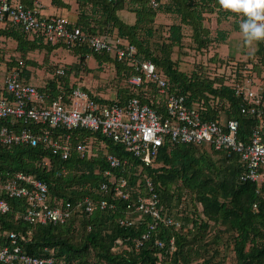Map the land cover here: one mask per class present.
Returning <instances> with one entry per match:
<instances>
[{"label":"trees","instance_id":"16d2710c","mask_svg":"<svg viewBox=\"0 0 264 264\" xmlns=\"http://www.w3.org/2000/svg\"><path fill=\"white\" fill-rule=\"evenodd\" d=\"M52 1L57 5L60 0ZM21 2L28 8L36 7L32 2ZM77 2L80 17L76 24H69L70 29L78 28L89 37H102L115 49L134 46L135 59L126 57L119 61L111 52H93L86 43L66 40L52 43L41 32L27 33L21 26L6 21L0 23V72L6 74L5 77L15 73L22 83L30 84L36 78L35 71L45 69L48 74L44 85L36 87L49 94L47 105L54 101L69 102L73 89L81 87L100 104L125 106L129 99L137 97L163 112L166 95L158 92L156 82L146 81L139 87L128 84L129 78L140 72L135 70V61L147 60L165 80L167 92L186 97L187 104L197 106L204 120L238 121L239 138L246 143L252 132L261 126L259 119L242 113L241 108L247 102L243 95H237L236 84H242L247 78L264 83V41L253 42L257 49L247 53L246 59L223 58L216 52L209 61L213 67L208 70V66L199 64L191 74L182 70L179 58H174L175 48L178 51L184 49L185 30L189 28L193 33L191 50L198 54L214 45L225 44L234 33L243 37L240 23L245 17L242 13L224 9L219 0H157V7L153 6L152 0ZM122 11L133 13L134 21L122 20ZM160 15L175 19L167 31L157 24ZM231 17L234 18L233 27L228 29L226 24ZM211 21L216 22V28L205 25ZM212 34H215L214 38ZM242 40L244 50L249 48L244 37ZM64 54L69 56L70 62L54 63L55 58ZM91 55L95 57L92 67L87 61ZM38 56L43 60H36ZM107 72H112L108 85L98 84L97 93L92 87L81 85L88 74L101 78ZM105 88L115 92L116 97L100 96ZM12 95L4 82L0 83V99L11 102ZM4 127L15 132L23 129L33 133L52 131L51 138L59 139L69 150L68 158L63 159L61 149L46 144L31 147L0 142L1 178H12L18 172L32 175L46 183L53 204L69 201L76 208L85 198L95 202L108 199L116 203L115 209L96 210L90 216L82 209L77 210L62 225H31L22 219L26 200L9 198L0 192V199H6L11 208L7 214H0V233L26 236L27 241L19 240V245L28 255L48 257L45 249H54L56 258L68 264H213L214 253L203 262L199 260L229 233L237 264H264V181L242 178L247 167L239 154L228 157L225 151H215L219 154L216 156L194 144L166 143L147 166L123 145L99 132L80 128L70 131L51 129L11 118L0 120V129ZM86 143L93 147L94 153L90 157H83L77 151L79 144ZM108 154L125 161L124 166L113 169L107 161ZM108 170L128 181L129 201H118L114 195H104L100 191L101 184L107 181ZM147 180L152 182V192ZM154 193L159 197L162 216L180 223V228L167 226L163 221L155 223L149 215L129 226L120 225L122 219L133 221L138 218L137 214L128 215L126 205L135 203L137 197H149ZM184 199L193 200L192 209L182 205ZM154 224L155 228L151 230L150 226ZM209 227L221 230L210 236V243L195 249L197 241L204 243L208 239ZM148 233L149 237L144 239ZM119 240L122 242L117 244ZM170 241L174 243L172 249ZM6 243L5 236L0 238V245Z\"/></svg>","mask_w":264,"mask_h":264},{"label":"built area","instance_id":"2783aa9c","mask_svg":"<svg viewBox=\"0 0 264 264\" xmlns=\"http://www.w3.org/2000/svg\"><path fill=\"white\" fill-rule=\"evenodd\" d=\"M116 2L117 0H107ZM154 7L158 6L157 0H152ZM11 21L23 28L25 32H41L44 37L56 43L66 40L69 43H86L93 52H111L119 60L124 58L135 59L136 48L126 45L125 48H114L102 38L85 35L80 29H70L68 20L63 16H45L40 8L26 7L19 0H0V23ZM135 70L140 71L132 75L128 84L139 87L146 81L156 82L158 92L166 95L163 112L143 103L139 98L129 99L125 106L117 103L100 104L81 87L73 89L69 102L50 100L48 93L39 90L36 86L22 83L17 74L9 73L4 78V85L8 92L14 95L13 100L0 99L1 119H23L25 122H34L48 126L51 129L75 130L83 129L99 132L113 142L123 145L126 151L140 158L147 166L152 164L161 147L167 144H194L199 147L210 145L215 151H225L227 156L239 154L247 167L246 174L242 177L253 181H264V83L247 78L241 84H236L237 95H243L247 102L241 108L242 113L256 117L261 126L252 132L249 142L239 138V122L207 121L197 106L187 104L183 95L169 94L166 82L158 74L151 61L136 60ZM63 73V71H59ZM33 133L23 129L19 132L11 131L4 127L0 129V142L6 145L26 144L37 147L46 144L62 150L63 159L68 158V145H61L59 139H52L49 130ZM77 151L83 156H92L94 151L91 143L79 144ZM107 161L113 169H118L125 161L108 154ZM107 181L102 183L100 191L104 195H114L116 199L130 200L127 190L128 181L123 177H116L113 171H106ZM150 192L153 185L147 180ZM0 192L9 198L25 199L27 206L22 213V219L31 225H62L65 224L78 210L90 216L96 210L115 209L116 203L108 199L93 201L85 198L74 208L73 203L67 201L51 202V196L46 183L35 179L32 175L23 172L16 173L12 178L0 177ZM159 197L156 193L147 197H137L135 203L128 204V215H138L135 220L122 219L120 225L129 226L138 222L144 215L152 217L153 222L163 221L167 226L180 228L181 224L170 217H163L159 208ZM135 208L133 210L132 208ZM10 204L6 199H0V214L10 211ZM155 225H151L153 230ZM30 234V233H29ZM7 238L5 245H0V264H68L57 259L55 250H46L48 257L28 255L19 245V240L27 241L26 236L14 232L0 233V238ZM149 237V233L143 236ZM122 241H117L120 244ZM140 244V243H139ZM163 247V243L159 242ZM170 241V248H173Z\"/></svg>","mask_w":264,"mask_h":264},{"label":"rangeland","instance_id":"374dc122","mask_svg":"<svg viewBox=\"0 0 264 264\" xmlns=\"http://www.w3.org/2000/svg\"><path fill=\"white\" fill-rule=\"evenodd\" d=\"M127 16H128V19H126V20H129L130 18L134 19L133 13H129ZM176 20H177V22H179L178 18ZM213 20H215V19H213ZM233 20H234V18L231 17L230 20L227 22L226 27H228V29H232ZM173 21H175V19L173 20L167 15H160L158 20H157V24L162 25L164 30L167 31L169 25L172 24ZM205 25L211 26V29L216 28V22L215 21L207 22V23H205ZM192 34L193 33H192V30L190 28L188 30H185L186 37L183 41L184 49H182L180 51H178L177 48L174 49V51H175L174 58L175 59L179 58V61L181 62L182 70H186L190 74L193 70H197V67L199 64H202L204 66H208L207 69L213 67V65L210 64L211 62H209V61L216 52H218L220 57H223V58L231 56V57H235V59H240V58L246 59L247 53H249V52L253 53L257 49L255 44H251L249 46V48L245 47V50H244V47H243L244 44H243V40H242L243 37L241 35H238V36L234 35L235 34L234 33L232 35L233 36L232 37L233 42H231L232 47H230V43H229L230 39H229L225 44H222L221 46L214 45L213 48H210L207 51H203L202 54H198V53H195L191 50L190 44H192ZM211 37L214 38L215 34H212ZM233 44L237 45L236 48H234ZM0 46H2V45L0 44ZM8 46H10V45H8ZM241 53H243L242 56H241ZM91 57L95 59V57L93 55H91ZM35 59L39 60V61L43 60L42 57H39V56L36 57ZM70 61L71 60H70L69 56L64 54V56H58L57 58H55V62L54 61H52V62L60 63V64L64 65ZM44 71H45V69L42 71L36 70L35 71L36 78L32 79L30 84L34 85V86H43L44 82H45L44 79L47 78L46 76L48 74L47 71L46 72H44ZM111 73L112 72H107L105 74V76H103L101 78L100 77L93 78L94 76L92 77V75L88 74L87 76L84 77L85 78L83 80L84 83H81V85L83 84L86 87H88L89 89L92 87V91L97 93L95 90L96 86L98 84H101V83L107 84L108 80L110 79V76H112V75H110ZM5 75L6 74H4L3 72H0V83L1 84L4 82ZM263 76H264V74H263ZM104 90H106L105 92H107V93L112 91L109 88H105ZM203 147H204L205 151L212 153L216 156H219L218 153H214L215 150L210 145H204ZM192 204H193V200L191 201L190 199H184L182 201V205L184 207L186 206L187 208H190V209H192ZM198 208H199V210H201L200 206H198ZM218 230H221V229L215 230L213 228V230H212V228L209 227V229L207 230V233H206V234H208L207 236H209L208 239H205L204 243L200 240L197 241L198 243L194 245L195 246L194 248L200 249L207 242L210 243L212 235L214 234L215 231H218ZM213 253H214V255H213ZM212 255H213V259H212L213 264L214 263H216V264H237L235 252L233 249V242L231 241V235L229 233H226L224 235V238H221L220 241L218 242V244H215L214 246H212L210 253H207L205 255V258L200 259L199 262H203L205 259L211 258ZM193 264H196V263H193Z\"/></svg>","mask_w":264,"mask_h":264},{"label":"clouds","instance_id":"9594fccd","mask_svg":"<svg viewBox=\"0 0 264 264\" xmlns=\"http://www.w3.org/2000/svg\"><path fill=\"white\" fill-rule=\"evenodd\" d=\"M219 4L226 10L244 15L240 30L245 44L264 41V0H219Z\"/></svg>","mask_w":264,"mask_h":264},{"label":"crops","instance_id":"0c3cea01","mask_svg":"<svg viewBox=\"0 0 264 264\" xmlns=\"http://www.w3.org/2000/svg\"><path fill=\"white\" fill-rule=\"evenodd\" d=\"M21 1V0H20ZM24 3H33L36 4L40 8V11L45 16H63L65 17L69 24L74 25L77 23L79 19V7L77 0H60L58 4L56 5L53 3L52 0H22ZM128 12L122 11L120 12V17L122 20H125L129 23H132L134 19H128ZM233 38H230L229 43L230 47H232L231 42ZM234 48H236V44H233ZM54 59V57H52ZM88 64L92 67L94 65V59L92 57L88 58ZM102 97H106L108 99H114L116 97L115 92H103L100 94Z\"/></svg>","mask_w":264,"mask_h":264},{"label":"bare ground","instance_id":"6f19581e","mask_svg":"<svg viewBox=\"0 0 264 264\" xmlns=\"http://www.w3.org/2000/svg\"><path fill=\"white\" fill-rule=\"evenodd\" d=\"M2 82V81H1ZM13 96V95H12ZM165 106V105H164ZM226 121V120H225ZM87 132V131H86ZM67 133H69V132H67ZM97 133V132H96ZM98 134H100V133H98ZM95 141V140H94ZM158 160V159H157ZM109 163V162H108ZM142 166V165H141ZM2 194V193H1ZM50 194V193H49ZM133 194H134V192H133ZM145 195V194H144ZM136 196V195H135ZM161 198V197H160ZM118 200V199H117ZM133 200V199H132ZM161 200V199H160ZM119 201V200H118ZM164 205V204H163ZM127 206V205H126ZM135 209V208H134ZM144 216V215H143ZM146 217V216H145ZM149 217V216H148ZM48 225V224H47ZM155 225V224H154ZM155 233V232H154ZM153 234V233H152ZM151 236V235H150ZM145 239V238H144ZM161 240V239H160ZM165 241V240H164ZM167 246V245H166ZM159 247V246H158Z\"/></svg>","mask_w":264,"mask_h":264}]
</instances>
